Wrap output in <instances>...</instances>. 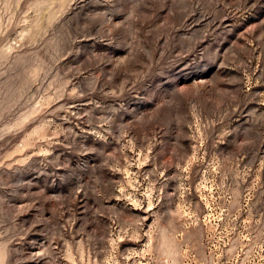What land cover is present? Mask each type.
<instances>
[{
    "label": "rangeland",
    "instance_id": "rangeland-1",
    "mask_svg": "<svg viewBox=\"0 0 264 264\" xmlns=\"http://www.w3.org/2000/svg\"><path fill=\"white\" fill-rule=\"evenodd\" d=\"M0 264H264V0H0Z\"/></svg>",
    "mask_w": 264,
    "mask_h": 264
}]
</instances>
